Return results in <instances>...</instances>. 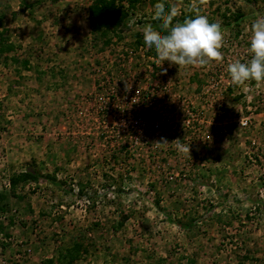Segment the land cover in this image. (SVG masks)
Segmentation results:
<instances>
[{
  "label": "rangeland",
  "instance_id": "1",
  "mask_svg": "<svg viewBox=\"0 0 264 264\" xmlns=\"http://www.w3.org/2000/svg\"><path fill=\"white\" fill-rule=\"evenodd\" d=\"M92 1L0 0L13 45L0 55V264L74 242L88 249L75 264H264V82L227 73L250 59L264 0H141L109 46L93 40ZM157 2L218 23L221 57L161 62L143 40ZM28 169L60 186L11 196Z\"/></svg>",
  "mask_w": 264,
  "mask_h": 264
},
{
  "label": "clouds",
  "instance_id": "2",
  "mask_svg": "<svg viewBox=\"0 0 264 264\" xmlns=\"http://www.w3.org/2000/svg\"><path fill=\"white\" fill-rule=\"evenodd\" d=\"M176 15L175 8L166 9L164 3L157 2L153 5L151 19L159 24V31L154 30L151 24L143 29L145 45L156 52L161 62L167 61L178 68L205 66L211 60L221 57L223 33L218 23L209 22L203 15L173 23ZM250 31V59L243 62L237 59L227 65L230 80L236 85L247 81L264 82V15H258L252 21ZM179 141H174L177 142L176 147L189 153L188 145ZM156 144L164 146L169 143L162 139Z\"/></svg>",
  "mask_w": 264,
  "mask_h": 264
},
{
  "label": "trees",
  "instance_id": "3",
  "mask_svg": "<svg viewBox=\"0 0 264 264\" xmlns=\"http://www.w3.org/2000/svg\"><path fill=\"white\" fill-rule=\"evenodd\" d=\"M141 2V0H93L90 6L88 7V14L91 21V33L93 35V40L95 42L102 41L105 46H109L111 43L110 33L114 32V34H118L122 31V28L126 26V21L130 16L131 12L136 8V5ZM243 17L242 14L238 15L236 21L239 18ZM3 15H0V25L2 22ZM182 19H173V23L175 22H183ZM147 24H151L154 30L159 31V24L150 19L146 22ZM165 34V33H161ZM5 39H0V55L5 52H10L13 50V45L4 42ZM42 178H46L50 180L54 185L60 186V183L55 179V177L46 176L43 177L41 173L35 170H26L17 175H13L10 179V192L11 196L18 197L16 194V189L18 186H23L27 183L31 182H39ZM83 190H79V194L81 195ZM8 196L0 192V216L5 215L9 210V205L7 203ZM13 223L12 221H10ZM189 227L185 225V228ZM0 228L2 225L0 223ZM88 253V249L82 242H74L73 245L65 251H61L58 257L55 259L54 257L46 259L42 261L41 264H55L58 262L59 264H75V262L82 256V254Z\"/></svg>",
  "mask_w": 264,
  "mask_h": 264
}]
</instances>
